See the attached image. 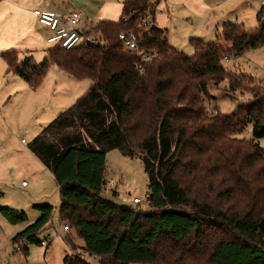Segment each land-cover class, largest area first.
<instances>
[{
    "label": "trees",
    "instance_id": "1",
    "mask_svg": "<svg viewBox=\"0 0 264 264\" xmlns=\"http://www.w3.org/2000/svg\"><path fill=\"white\" fill-rule=\"evenodd\" d=\"M155 5L125 0L119 21L91 23L80 44L52 45L41 62L33 56L21 60L15 50L2 52L8 71L34 88L51 66L92 81L28 147L59 187L61 223L99 264H264V150L258 141L264 137V85L224 65L226 57L264 47V26L225 25L216 41L192 38L194 53L186 55L156 25L144 36L157 54L144 60L124 49L119 34L135 27L136 19L126 24L122 18L131 10L153 16ZM239 91L251 100L232 114L211 104L235 100ZM250 123L252 140L235 137ZM115 149L142 158L147 209L102 197L107 155ZM37 209L39 218L14 242L42 244L38 234L54 206ZM0 213L11 224L28 218L10 207ZM67 240L76 250L74 235ZM21 249L28 254L26 245ZM63 264L92 263L74 253Z\"/></svg>",
    "mask_w": 264,
    "mask_h": 264
},
{
    "label": "rangeland",
    "instance_id": "2",
    "mask_svg": "<svg viewBox=\"0 0 264 264\" xmlns=\"http://www.w3.org/2000/svg\"><path fill=\"white\" fill-rule=\"evenodd\" d=\"M155 2L153 20L160 28L168 29L169 42L186 55L194 53L192 38L216 41L224 23H244L249 30L264 26V0H155ZM45 28L46 32L43 35L47 39L52 35V31L47 26ZM251 54L252 51H249L242 56L231 57L229 61H224V65L231 71L253 77L256 83L264 85V49L257 50L254 55ZM44 57L45 55L41 54L36 60L41 62ZM20 82L25 84L23 81ZM91 84L90 79H76L62 69L51 66L38 88L28 86V90H22L10 100L6 99L1 109L7 114L9 126L0 124V143L5 142L10 153L21 160L22 156L29 154V143L43 127L51 123L61 111L75 103L89 90ZM218 92L219 90L215 94ZM250 100L249 93L239 91L235 100L220 98L216 104L213 102L211 104L216 106L221 114H232L240 103H247ZM30 101H38L40 109L37 113L27 108ZM207 107L210 109V106ZM235 137L252 140L253 124H248L242 131L236 133ZM258 141L264 150V137ZM18 163L26 178H21L17 171L12 174L9 184L0 190V208L17 209L25 212L28 218L19 224H11L0 213V264H63V258L74 253L84 255L92 264H99L95 257L84 253L81 247L83 240L73 230H64V224L60 221L61 195L53 174L45 169L40 161L38 164L32 161L27 164L20 161ZM105 178L106 182L101 190L102 197L119 205L129 206L136 205L133 200L138 197L141 198V203L136 206L142 209L149 207L148 177L140 156L130 158L124 156L118 149L110 151L107 155ZM23 181L29 186L24 187ZM43 201L54 206L51 221L38 234L39 241H45L46 245L26 240L13 242L12 239L18 232L40 216L34 205ZM69 235L76 238V250L67 240ZM25 245L29 249L28 254L22 249L18 250V247L24 248Z\"/></svg>",
    "mask_w": 264,
    "mask_h": 264
},
{
    "label": "crops",
    "instance_id": "3",
    "mask_svg": "<svg viewBox=\"0 0 264 264\" xmlns=\"http://www.w3.org/2000/svg\"><path fill=\"white\" fill-rule=\"evenodd\" d=\"M124 1L125 0H0V124L4 123L9 126L7 114L1 109L6 99L10 100L13 95L19 94L22 90H28V86L34 88L19 75L8 71L7 62L1 55L2 52L15 50L18 52L21 60L27 56H33L36 59L37 56L41 54L45 55V50L52 46L48 43V38L46 39L43 35L46 32L45 25L39 22L38 17L34 14V9L55 11L59 14L80 11L84 15L81 26L82 28H86L91 23L101 20L119 21L123 13ZM225 25L228 24L224 23L222 29ZM262 49H264V47L252 50L251 55H254L257 50ZM20 81H23L25 84H22ZM27 105V108L34 113H37L40 109L38 101H30ZM18 161L25 164L32 161L38 164L40 160L31 151L28 155H25V157L22 156L21 160H18L10 153L5 142L0 143V190L9 184L12 174L15 171L19 173L21 178H26V174L20 168ZM40 163L42 164L41 161ZM42 165L47 169L44 164ZM24 182L26 181H23V183ZM23 186L28 187L29 184L27 183V185ZM43 204L50 203L47 201L37 203L34 205V209L38 210L37 206ZM14 237L12 239L13 242Z\"/></svg>",
    "mask_w": 264,
    "mask_h": 264
},
{
    "label": "built area",
    "instance_id": "4",
    "mask_svg": "<svg viewBox=\"0 0 264 264\" xmlns=\"http://www.w3.org/2000/svg\"><path fill=\"white\" fill-rule=\"evenodd\" d=\"M34 14L38 17L41 24L47 26L52 31V35L48 38V43L51 45H60L66 49L76 47L83 39L81 23L84 19V15L80 11L71 12L68 14H59L55 11H46L42 9H34ZM136 19V26L121 32L119 38L126 51H134L139 53L144 60H150L157 54L152 49L147 47V38L144 36V31H149L156 27V22L153 20L150 14H140L136 10H131L128 14L124 15L122 21L126 24L131 20ZM229 60L228 57L225 58ZM136 68L143 73V66L137 64ZM210 106V113L212 115L217 114V109ZM23 185H27L24 182ZM135 204L141 203V198H134ZM64 230L68 231L69 227L64 225ZM42 245H46L45 241H42ZM21 247H18L20 250Z\"/></svg>",
    "mask_w": 264,
    "mask_h": 264
}]
</instances>
